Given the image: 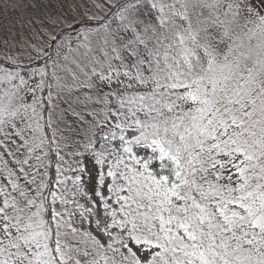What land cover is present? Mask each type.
Segmentation results:
<instances>
[{"label":"snow or ice","instance_id":"obj_1","mask_svg":"<svg viewBox=\"0 0 264 264\" xmlns=\"http://www.w3.org/2000/svg\"><path fill=\"white\" fill-rule=\"evenodd\" d=\"M0 264H264V0H0Z\"/></svg>","mask_w":264,"mask_h":264}]
</instances>
